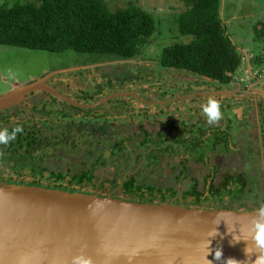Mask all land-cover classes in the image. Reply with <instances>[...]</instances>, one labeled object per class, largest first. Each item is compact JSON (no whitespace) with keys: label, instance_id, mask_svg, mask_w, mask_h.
<instances>
[{"label":"trees","instance_id":"trees-1","mask_svg":"<svg viewBox=\"0 0 264 264\" xmlns=\"http://www.w3.org/2000/svg\"><path fill=\"white\" fill-rule=\"evenodd\" d=\"M133 2L135 0L125 2L124 6L117 10L110 7L109 0H16L12 4L0 3V45L53 54L72 51L102 59L101 63L129 62L142 59L144 47L153 44L154 39L159 37L162 41L156 46L162 47L163 43L165 45L157 59V66L161 69L184 72L201 80L202 77L208 78L210 82L205 80L203 82L217 85L218 89L234 83L235 74L243 64L244 55L238 51L226 34L220 15L221 0H181L182 11L163 19L157 17L155 19L144 7ZM164 21L170 24L166 32L169 34L167 36L158 32ZM255 32V40L264 42V21L259 22ZM169 41L171 43L166 44ZM253 65L257 66L258 63L255 61ZM115 70L117 72L106 76L108 94L116 93L110 89L112 81L119 80L115 75L126 76L123 85L124 82L131 81V70ZM59 76L62 74L55 77ZM106 86H99L96 95L91 94L84 98L76 96V101L83 105L97 103L99 102H96L97 94L103 95ZM50 97L49 103L60 110L46 112L45 103L40 110L33 107L32 111H37L35 114L41 118L36 120L34 117L29 121L19 122L18 124L24 128L23 133L18 134L16 139L7 145L0 144V152L3 153H0V168L8 170L9 176L6 179L0 177V182L89 194L82 189L91 187L98 190L106 184L101 181L96 183L97 167L109 164L110 160L122 158L127 163V166L124 165L126 171L120 174L119 178L115 175L116 178L107 183L114 191L120 190L126 196L136 197L124 201L200 208L202 193L199 191L185 190L178 194L171 185L157 188L151 175L141 178L139 172L134 174L129 170L139 160L142 161L143 168H151V165L159 164L158 156L148 150L150 145L155 144L150 134L144 133L145 139L142 142L136 140L129 147L127 146L129 139L116 137L118 134L113 133L115 122L120 118H113L114 116L110 118L109 112L103 105L100 108H77L53 96ZM166 97L164 95L162 98ZM117 99L118 102L108 101V105L112 107L118 105L115 113H118L117 117H119L126 111L123 108L125 103L121 98ZM63 107H68V111L74 113L64 111ZM18 110L16 109L15 114H26ZM32 120H36L37 124L29 125ZM4 122H8V117L4 118ZM15 126L8 130L11 132ZM93 137L98 139L97 145H94ZM79 144H87L93 148V152L99 147H105L106 152L100 153L102 150H99L100 155L96 157L92 151L83 152L85 154L81 157L85 162L74 165L73 168L80 170L71 171L73 173L70 174L52 171L47 166L48 151H53L60 145L61 148L67 146L66 149L71 154ZM139 149L143 152L138 153ZM146 151L148 152L145 153ZM124 152L128 154L125 158L122 155ZM61 154L67 156L64 151ZM53 159L56 158L53 156ZM199 160L202 161L203 157L201 156ZM117 167L118 170L122 168V166ZM23 177H29L31 181L24 182L21 179ZM44 180L46 183L42 182ZM233 183L241 187L240 178L234 179ZM242 190L243 188H235L228 190V193L239 197ZM222 195L224 196V193ZM112 197L114 198L115 195ZM189 198L194 199V205L180 203ZM251 206L243 204L227 210L259 211L262 208L259 202Z\"/></svg>","mask_w":264,"mask_h":264},{"label":"rangeland","instance_id":"rangeland-1","mask_svg":"<svg viewBox=\"0 0 264 264\" xmlns=\"http://www.w3.org/2000/svg\"><path fill=\"white\" fill-rule=\"evenodd\" d=\"M15 1L16 0H0V3L6 2L12 4ZM129 1L132 2V0H109L108 4L113 10H117L122 8L125 2ZM133 3L140 7H144L155 19L156 17L163 19L176 13L179 14L183 8L181 0H135ZM220 13L226 29V34L236 45L238 51L244 55L243 64L240 70L235 74L234 84L228 86L226 89L228 92H221L218 93V95L215 94V96H205L206 93L215 90L217 85L203 82V80L198 79V77H193L184 72L175 71L173 69L164 70L157 66V59L160 57L163 47H165L164 43L162 47L156 46L159 41H162V39L158 37V39H154L153 44L151 43L144 47V56L142 59L139 58L129 62L118 61L101 63L100 61H103L102 59L100 60L94 56L79 54L72 51L53 54L0 45V96L9 93L12 88L24 86L42 78L46 74L74 68H86L75 72L64 73L59 77L54 76L47 82L49 87L79 103L76 101V96L84 98L91 94L96 95V93L99 92V86H106L108 80V78H106L107 75L117 72L115 69H127L132 71L131 81L124 82L123 85L122 83L126 76L124 74L115 75L119 77V80L112 81L110 89L116 93H134L138 100L135 97H122L121 100L125 103L123 108L126 113H121L122 116L119 117H117L118 113H115V109L118 105L112 107L108 105L107 102L103 107L109 112L110 118L113 116V118H120L115 122L113 133L118 134L116 137L129 139L127 143L129 147L136 142L137 138H140L141 128L152 134V136H156V139L159 137V133H162L167 134L165 135V139H168L167 141H171L168 137L169 135L176 144H178L180 140L189 142L194 137L192 138V136L187 134H181L179 136L177 134H175V136L170 135L171 130L167 128L169 124L179 126L181 121L188 122L189 127L196 124L197 121L202 118L201 108H203L210 99L216 100L220 105H230L235 108L243 101L248 104L252 101L250 95L259 92L260 98H257L258 100L254 103L255 106L258 107L257 102H259V107L256 108L252 105V113L248 110L247 118H250V116L253 117L254 122L257 118L258 120L260 118L259 121L262 126L264 121V42L261 43L255 40V28L259 22L264 21V0H221ZM169 26L170 24L164 21V24L158 28V32H162L164 36L169 35L166 33L168 32ZM175 33L176 32H174V35ZM169 43L171 42L169 41L166 44ZM253 61H256L258 65H253ZM120 73H123V71H120ZM255 76H257V79ZM106 87L105 91L103 90V93L106 95L102 93L103 95L99 96L97 94L96 102L110 94H114V92L108 94L106 90L109 89V87ZM240 88L244 90V93L242 95L233 96L235 92L237 94ZM48 95H46V93H37L28 101H25V103L23 102L22 105L25 104L29 109V115L21 113L22 115H19V117H23L21 121H29L30 115L37 113V111L33 112L32 108L37 107L38 110H40L44 103L46 112H56L60 110L49 103L51 95ZM164 95L167 97L162 98ZM172 95L178 99L167 100L170 99V97L173 98ZM180 97L185 98L179 99ZM163 100H167L162 104L167 105L166 107L157 108L156 105H153V103ZM118 101L119 99H112L109 102ZM63 108L66 112H71V114L74 113L68 111V107ZM164 110L165 112H170V115H161L165 113ZM106 111L98 112L104 113ZM183 112H189L191 117H186ZM7 114L8 113H4L2 117L7 116ZM9 114L11 115V113ZM227 114H229L228 109L225 110L224 116H228ZM230 116L231 115H229V118ZM35 118L37 120L41 118V116L36 115ZM203 118H205L204 115ZM234 118V116H231L232 121H234ZM18 119V117L11 116L10 123L0 122V130L7 128V126L10 128L15 126ZM206 119L207 118L203 119L205 123H207ZM36 120H32V123L29 122V125L37 124ZM251 133H254V130H252ZM92 140L94 141V145H97L96 141H98V139L93 137ZM255 143L256 150L258 149V143ZM66 147L63 146L61 148L60 145H58L53 151H48L47 157L49 158L46 159L47 166L52 171L68 172V174L79 171L80 169L73 168V166L85 162L81 157L85 154L83 152L93 150V148L87 146V144H79L77 148L73 149L74 151H71V154H69ZM99 150H102L100 153L106 152L105 147H99L96 152L92 151L95 157L100 155L98 153ZM62 151L66 152L67 156L61 154ZM0 153L3 154L2 152ZM122 155L123 158H125L128 154L124 152ZM157 155L161 157L158 166L154 168H143V163L139 160V162L134 163L129 170L133 171L134 174L139 172L141 178L153 173L154 175H151L153 183L157 188H161L167 183V180L171 179L170 174H178L177 167L174 163L179 160L176 159V157L170 159L164 156V154ZM53 156L56 159H53ZM179 156L181 157L178 158H182L187 156V154L184 153ZM60 158H64L65 160H61ZM210 162L212 166L218 168L215 177L216 186L224 183L226 175L235 173L234 176L240 178L239 184L245 188L244 198L241 199V202H245L249 205L259 202L262 207H264V174L259 169V167L262 166V160L258 152L253 150V156L242 154V158L238 153H226L222 158H210ZM124 165L127 166V163L121 158L120 160H110L109 164L97 167L95 171L96 183L101 181L106 182V184L102 189L95 190L91 187H84L82 191L105 197H112L115 195L114 198L121 200L136 198L134 196H126L120 190L114 191L110 189V185L107 183L109 180H114L116 176L119 178L120 174L126 171ZM117 166H122L121 170H118ZM188 167L190 176L194 175L198 180H202V178L206 176L207 170L203 165L190 162ZM7 171L8 170L5 168H0V177L2 179L9 177ZM162 177H166V179ZM21 179H23L24 182L31 181L29 177H23ZM68 179L69 178H67V181ZM183 179L184 178H181V180ZM42 182L46 183L45 180ZM171 183L172 180L170 184ZM175 188L181 191L180 193L186 190L183 184L175 185ZM223 201L225 200L223 199ZM191 202H193V200L189 198L187 201L180 203L190 205ZM200 206V208L204 209L205 204H201ZM239 211H241V209Z\"/></svg>","mask_w":264,"mask_h":264},{"label":"water","instance_id":"water-1","mask_svg":"<svg viewBox=\"0 0 264 264\" xmlns=\"http://www.w3.org/2000/svg\"><path fill=\"white\" fill-rule=\"evenodd\" d=\"M83 69L56 71L12 88L0 96V112L35 93L77 108L135 97L115 93L83 105L47 85L54 76ZM257 212L144 204L0 182V264H72L81 254L91 264H227L229 259L251 264L244 250L251 245Z\"/></svg>","mask_w":264,"mask_h":264},{"label":"flooded vegetation","instance_id":"flooded-vegetation-1","mask_svg":"<svg viewBox=\"0 0 264 264\" xmlns=\"http://www.w3.org/2000/svg\"><path fill=\"white\" fill-rule=\"evenodd\" d=\"M52 79V78H51ZM234 84V83H233ZM232 84V85H233ZM231 85V86H232ZM228 87L224 88H216L210 93H206L205 96L211 95L215 96L218 95V93L221 92H226ZM228 92V91H227ZM244 93V90L240 88L236 94L233 96L237 95H242ZM37 94V93H35ZM34 94H32L26 101H28L31 97H33ZM252 98V101L249 102L248 104L243 101L239 106L233 107V106H223L221 105V112H222V119L219 121L218 124H209L208 122L205 123V118H207L201 111L202 118L201 120L197 121L196 124L191 125L189 127L188 122L181 121L179 123V126H175L174 124H169V127L167 129L171 130L170 135L177 134L179 135H190L192 136V140L189 142H185L183 140H180L178 144L173 142V139L171 136L168 135L171 141H167L168 139H165V135L167 134H162L159 133V137L156 139V136H152L149 132L145 131L143 128L140 129L141 136L140 138H137V141L142 142L143 139H145V134L148 133L151 136V140L154 145H150L149 151L154 152L155 156H158L157 154H164V156L173 159V157H176L179 161L174 163L177 167V175L170 174V180H167V183L164 184L162 187H167L170 186L173 187L175 190V185L178 184H183L186 191H199V193H202L200 196V204L199 207H201V204H205L204 209L207 210H227V209H232L237 207L238 205H243L245 206H251L252 204H246L245 202H241V199L244 198V192L245 188L244 187H238L237 183H233L234 179H238L235 175V173L228 174L224 178V183L216 186L215 184V177L218 172V168L216 166H212L210 162L211 159H216L217 157H223L226 155V153H238L241 155L242 154H247L250 156H253V150L259 153V156L261 157L262 160V166L259 167L260 171L263 172L264 174V121L262 123V126L260 124V118L256 119V121H253V117L250 116V118H247V112L249 110L250 113L251 106H255V102L258 100L257 98H260L259 92H255L250 95ZM173 97V95H172ZM137 100L138 98L135 97ZM185 98V97H180ZM178 98L173 97L167 100H177ZM163 100L161 102H156L153 103V105H156L157 108H162L166 107L167 105H162L165 103ZM25 103V102H24ZM253 103V104H252ZM258 107H259V102ZM256 107V108H258ZM16 109H19L18 111H24L28 114V107L23 104L21 106H16L11 109H7L5 111L0 112V122H4V118L8 117V122L10 123V117H18L17 124L21 122L23 117H19L20 114H15ZM202 109V108H201ZM228 109L229 114L228 116H224L225 110ZM165 112V110H164ZM4 113H8L7 116L2 117ZM11 113V115L9 114ZM185 113L186 117H191L189 112H183ZM182 113V114H183ZM170 115V112H165L162 113L161 115ZM203 115L205 118H203ZM229 115L234 116V121L231 120V116L229 118ZM30 119H33L36 115H30ZM183 117V116H182ZM255 117V116H254ZM264 120V119H263ZM203 121V122H202ZM207 121V119H206ZM10 127L7 126V129ZM254 130V133H251V131ZM255 142L258 143V149L255 150ZM143 149V148H142ZM138 153L143 152L141 149H139ZM146 151L145 153H147ZM184 153L187 154V156L181 157L179 156L180 154L183 155ZM203 157V160L200 161L199 158ZM159 159L161 157L158 156ZM166 159V158H164ZM195 160V161H194ZM221 160V159H219ZM190 162H193L195 164H201L204 167H206L207 173L202 180H198V178H195L194 175L190 176L189 175V167L188 164ZM243 162V159H242ZM158 165H151V168H154ZM181 172H185L184 174H180ZM151 175H154L153 173ZM234 176V177H233ZM165 178L166 177H162ZM179 178V179H178ZM181 178H184L181 180ZM172 180V183L170 184ZM183 182V183H182ZM173 184V185H172ZM228 184V185H227ZM234 184V186H233ZM235 188H243L242 194L239 197H235L234 195L232 196L231 194L228 193V190L235 189ZM177 193L179 194L181 191L176 190ZM224 193V196L222 195ZM227 193V195L225 194ZM247 193V192H246ZM181 194V193H180ZM221 195V196H220ZM194 201L193 198H190ZM223 199L225 201H223ZM261 204V203H260ZM172 205V204H168ZM191 205H194V202L191 203ZM202 209V208H198ZM238 211V210H237Z\"/></svg>","mask_w":264,"mask_h":264},{"label":"clouds","instance_id":"clouds-1","mask_svg":"<svg viewBox=\"0 0 264 264\" xmlns=\"http://www.w3.org/2000/svg\"><path fill=\"white\" fill-rule=\"evenodd\" d=\"M255 77L257 79V76ZM202 113L207 117V122L209 124H218L222 119L221 105L214 99H210L203 106ZM23 131V126L19 124L16 125L11 132L7 128L0 130V144H9L16 139L18 134L23 133ZM244 251L251 261V264H264V207H262L252 219L251 245H248ZM253 255H255L254 260H252ZM221 256L222 252L217 250L215 252L216 259L219 260ZM72 264H91V260L81 254L72 257ZM227 264H237V261L229 259Z\"/></svg>","mask_w":264,"mask_h":264}]
</instances>
